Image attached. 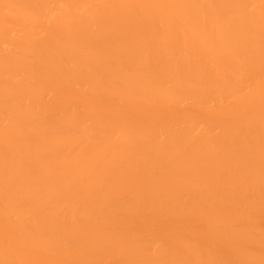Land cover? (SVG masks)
<instances>
[{
  "label": "bare ground",
  "instance_id": "1",
  "mask_svg": "<svg viewBox=\"0 0 264 264\" xmlns=\"http://www.w3.org/2000/svg\"><path fill=\"white\" fill-rule=\"evenodd\" d=\"M0 264H264V0H0Z\"/></svg>",
  "mask_w": 264,
  "mask_h": 264
}]
</instances>
